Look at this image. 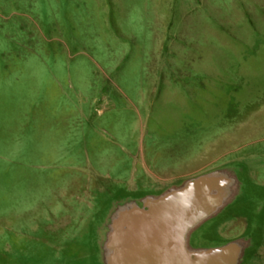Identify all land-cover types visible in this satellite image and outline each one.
Here are the masks:
<instances>
[{
  "label": "rangeland",
  "instance_id": "rangeland-1",
  "mask_svg": "<svg viewBox=\"0 0 264 264\" xmlns=\"http://www.w3.org/2000/svg\"><path fill=\"white\" fill-rule=\"evenodd\" d=\"M140 149L232 166L264 264V0H0V264H103Z\"/></svg>",
  "mask_w": 264,
  "mask_h": 264
},
{
  "label": "crops",
  "instance_id": "crops-1",
  "mask_svg": "<svg viewBox=\"0 0 264 264\" xmlns=\"http://www.w3.org/2000/svg\"><path fill=\"white\" fill-rule=\"evenodd\" d=\"M131 157L141 177L130 180L103 227V264L243 263L248 239L208 228L241 195L232 166L213 165L202 154L177 168L161 156L159 161L153 150L140 149ZM58 213L63 215L62 206Z\"/></svg>",
  "mask_w": 264,
  "mask_h": 264
}]
</instances>
